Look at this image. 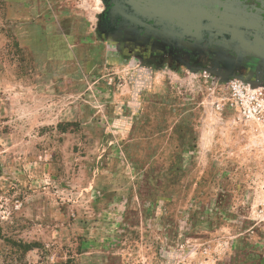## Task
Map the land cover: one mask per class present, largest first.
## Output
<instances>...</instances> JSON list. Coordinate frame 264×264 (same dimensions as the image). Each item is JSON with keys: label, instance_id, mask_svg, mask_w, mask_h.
<instances>
[{"label": "rangeland", "instance_id": "374dc122", "mask_svg": "<svg viewBox=\"0 0 264 264\" xmlns=\"http://www.w3.org/2000/svg\"><path fill=\"white\" fill-rule=\"evenodd\" d=\"M99 0H0V264H264V78L126 55Z\"/></svg>", "mask_w": 264, "mask_h": 264}, {"label": "flooded vegetation", "instance_id": "af4514ba", "mask_svg": "<svg viewBox=\"0 0 264 264\" xmlns=\"http://www.w3.org/2000/svg\"><path fill=\"white\" fill-rule=\"evenodd\" d=\"M102 33L126 55L207 60L264 78V0H99ZM179 10L181 21H179Z\"/></svg>", "mask_w": 264, "mask_h": 264}, {"label": "water", "instance_id": "95a60500", "mask_svg": "<svg viewBox=\"0 0 264 264\" xmlns=\"http://www.w3.org/2000/svg\"><path fill=\"white\" fill-rule=\"evenodd\" d=\"M180 10H179V15H178V17H179V21H181V16H180ZM182 14V13H181ZM183 16H184V14H182Z\"/></svg>", "mask_w": 264, "mask_h": 264}]
</instances>
